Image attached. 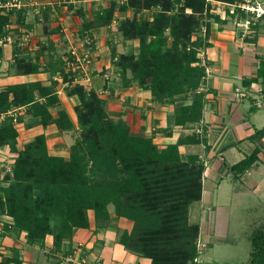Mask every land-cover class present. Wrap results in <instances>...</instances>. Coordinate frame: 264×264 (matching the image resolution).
I'll list each match as a JSON object with an SVG mask.
<instances>
[{"label":"trees","instance_id":"1","mask_svg":"<svg viewBox=\"0 0 264 264\" xmlns=\"http://www.w3.org/2000/svg\"><path fill=\"white\" fill-rule=\"evenodd\" d=\"M211 1L236 4L241 0L112 2L96 13L89 26H111L116 13L133 11V18L119 21L117 32L125 41H139V51L119 54L114 48L113 64L123 87L137 84L151 91L155 102L175 105L177 126L204 118L206 66L199 53L211 44L208 33L202 36L200 31L204 18L220 21L211 14ZM153 9L152 18H139L143 11ZM9 25V15L0 14L1 37L6 36ZM52 57L48 69L63 74L70 83L67 94L80 100L75 109L79 135L67 159L50 153L44 135L19 150L15 118L8 116L1 124L0 146H9L17 155L12 174L4 179L8 185L1 188L15 230L26 231L32 245L41 246L51 236L59 250L65 240L73 238L75 229L90 228V211L97 228H107L113 206L117 217L133 223L120 239L125 249L149 259L150 264H197L201 230L190 223L189 216L191 205L203 198L206 166L197 155L183 158L180 146L206 140L193 136L161 148L152 138L134 134L127 122L110 118L106 101L95 90L74 83L78 75L66 74L61 58ZM16 66L22 74L41 71V64L31 60L20 59ZM260 80L264 86V70L244 83L250 86ZM56 86V82L45 86L39 81L8 86L0 92V115L28 107V113L44 127L75 130L66 111L57 117L50 111L60 103ZM263 137L264 130H260L253 139ZM259 153L256 149L232 167L235 178L252 169L260 160ZM250 241L249 264H264V231L257 230Z\"/></svg>","mask_w":264,"mask_h":264},{"label":"crops","instance_id":"2","mask_svg":"<svg viewBox=\"0 0 264 264\" xmlns=\"http://www.w3.org/2000/svg\"><path fill=\"white\" fill-rule=\"evenodd\" d=\"M11 1L0 0V14L9 15L10 19L6 36H0V92L13 85L39 81L51 86L56 82L60 103L50 107V111L54 117L66 111L75 125L73 131H61L56 125L44 127L28 113V107L13 108L0 115V126L8 116L15 118L19 132L17 148L23 150L37 136L44 135L52 155L69 158L70 148L79 134L75 109L80 100L67 94L70 83L65 81V76L48 68L55 56L65 62L66 74H74L67 67L71 42H88L94 57L92 81L83 85L97 93L107 92V96L100 97L106 101L111 119L124 120L134 134L152 138L161 148L193 136L206 140L201 144L184 143L180 151L183 158L199 156L206 166L203 198L191 205L189 216L190 223L199 225L201 230L197 264H222L213 257L207 260L201 255L221 238L215 216H210L209 209H205L214 203L213 182L220 190L225 181L234 180L232 167L259 149L260 160L240 177L242 185L238 190L246 196L247 184H250L257 195L264 192L263 184H259L264 179V137L253 139L257 131L264 130V86L261 80L250 86L244 83L264 70V18L247 29L244 19L251 14L241 11L233 14L229 4L210 2L211 14L219 16L220 21L204 18L200 31L202 36L208 33L211 44L199 53L202 65L206 66L202 86L206 93L204 118L199 123L177 126L175 105L155 102L151 91L137 84L123 87L113 64L112 49L116 47L119 54H128L131 48L132 41H125L121 36L120 39L117 32L119 21L130 14L116 13L117 23L111 26L89 27L102 8L127 0H23L21 7H3ZM255 3L264 9V0H255ZM42 48H46L43 53ZM20 59L39 62L41 71L22 74L16 66ZM16 159L9 146H0V264H80L81 258H86L89 264H150L149 259L125 249L120 243L121 236L132 229L133 223L117 217L113 206L109 208L111 221L105 229L97 228L95 214L90 211V228L75 229L73 238L65 240L61 249L55 248L51 236L41 246L30 244L26 231L15 230L1 191L7 186L4 179L11 174ZM250 260L251 253L248 263L243 264H249Z\"/></svg>","mask_w":264,"mask_h":264},{"label":"rangeland","instance_id":"3","mask_svg":"<svg viewBox=\"0 0 264 264\" xmlns=\"http://www.w3.org/2000/svg\"><path fill=\"white\" fill-rule=\"evenodd\" d=\"M230 8L231 7H228V9ZM239 11L245 13L244 11L237 9V12ZM152 12H155V9L151 11H143L139 15V18H152L154 15ZM128 14L130 15L127 17L133 18V11H130L127 15ZM247 18L251 19V16H247ZM255 23L258 24L259 22L256 21ZM120 36L121 35L118 34V37ZM71 44L76 45L78 48L84 46L83 42L78 43L72 41ZM127 50L128 49H126V51ZM69 51H71V45ZM120 51L122 50L120 49ZM128 51L129 53H138L139 41L136 43L132 41L131 48ZM239 179L240 178H234L236 182L228 179L222 184L223 187H221L220 190L218 185H216V182H213L212 184L214 203L213 206H207L205 209H209L210 216H215L217 227L219 226V231L221 233L219 237L221 238L215 244H210L209 248L201 254L202 258H207V260H209L210 257H213L216 261L222 264L248 263L252 250L250 236L257 230L264 231V192L257 195L252 191L253 187L250 184H247V186H249V189L247 188L248 190L245 191L247 195H240L238 187L242 185V182L239 181ZM261 183L263 184L264 189V179H262L259 184ZM214 245H216L215 248H212Z\"/></svg>","mask_w":264,"mask_h":264},{"label":"built area","instance_id":"4","mask_svg":"<svg viewBox=\"0 0 264 264\" xmlns=\"http://www.w3.org/2000/svg\"><path fill=\"white\" fill-rule=\"evenodd\" d=\"M23 0H12L3 5V7L12 8V7H21ZM0 6L2 4L0 3ZM232 8L231 12L233 14L236 13L237 9L244 11L247 14H251V19L247 17L244 19V24L247 29L250 28L252 24H255L256 21L264 18V9L260 7V4L255 3V0H244L240 1L236 4H229ZM114 23H117L116 20ZM29 37L26 38V41H29ZM81 48L76 47V45L71 44V59L67 61L68 70L76 73V83L79 84H90L92 81V65L94 62V57L92 50L88 47V42ZM85 84V85H86ZM98 95L101 97L107 96V92L105 90H100ZM71 262L74 261V258H71ZM80 264H89V261L86 258H81Z\"/></svg>","mask_w":264,"mask_h":264}]
</instances>
